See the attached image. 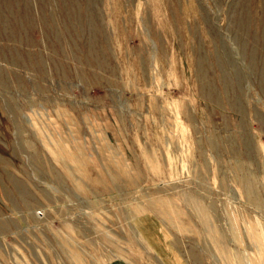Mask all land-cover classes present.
Listing matches in <instances>:
<instances>
[{
    "label": "rangeland",
    "instance_id": "rangeland-1",
    "mask_svg": "<svg viewBox=\"0 0 264 264\" xmlns=\"http://www.w3.org/2000/svg\"><path fill=\"white\" fill-rule=\"evenodd\" d=\"M0 264H264V0H0Z\"/></svg>",
    "mask_w": 264,
    "mask_h": 264
}]
</instances>
